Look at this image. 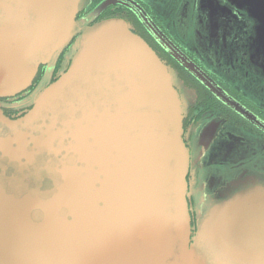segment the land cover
Instances as JSON below:
<instances>
[{
    "label": "water",
    "instance_id": "95a60500",
    "mask_svg": "<svg viewBox=\"0 0 264 264\" xmlns=\"http://www.w3.org/2000/svg\"><path fill=\"white\" fill-rule=\"evenodd\" d=\"M80 2L0 0V99L72 42ZM182 120L168 69L124 23L84 35L24 116L0 109V264H264L262 187L192 229Z\"/></svg>",
    "mask_w": 264,
    "mask_h": 264
},
{
    "label": "flooded vegetation",
    "instance_id": "af4514ba",
    "mask_svg": "<svg viewBox=\"0 0 264 264\" xmlns=\"http://www.w3.org/2000/svg\"><path fill=\"white\" fill-rule=\"evenodd\" d=\"M108 22L124 23L173 79L194 232L212 207L264 188V0H81L72 42L39 67L27 91L0 99L3 114H26L33 96L69 69L78 41Z\"/></svg>",
    "mask_w": 264,
    "mask_h": 264
},
{
    "label": "rangeland",
    "instance_id": "374dc122",
    "mask_svg": "<svg viewBox=\"0 0 264 264\" xmlns=\"http://www.w3.org/2000/svg\"><path fill=\"white\" fill-rule=\"evenodd\" d=\"M28 94V93H27ZM29 95V94H28ZM25 96V95H24Z\"/></svg>",
    "mask_w": 264,
    "mask_h": 264
}]
</instances>
